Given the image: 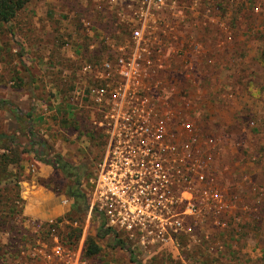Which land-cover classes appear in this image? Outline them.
I'll return each instance as SVG.
<instances>
[{
    "label": "built area",
    "instance_id": "1",
    "mask_svg": "<svg viewBox=\"0 0 264 264\" xmlns=\"http://www.w3.org/2000/svg\"><path fill=\"white\" fill-rule=\"evenodd\" d=\"M229 1L105 0L112 29L80 18L88 43L79 49L94 55L66 69V105L102 136L101 158L83 187L84 225L33 219L16 199L12 211H0V264H105L84 254L87 237H95L87 232L94 214L98 229L137 259L157 250L195 264L192 251L204 262L223 250L241 207L213 177L223 143L201 90L211 82L207 69L225 66L227 47L171 37L166 19L177 20L184 5L191 16L201 8L209 21ZM63 204L68 213L72 199ZM7 221L16 228L5 229ZM64 225L79 236L65 237Z\"/></svg>",
    "mask_w": 264,
    "mask_h": 264
},
{
    "label": "rangeland",
    "instance_id": "2",
    "mask_svg": "<svg viewBox=\"0 0 264 264\" xmlns=\"http://www.w3.org/2000/svg\"><path fill=\"white\" fill-rule=\"evenodd\" d=\"M105 3V0H32L7 27L0 25V136H4L0 137V211L16 199L21 200L26 211L31 195L43 198V194H48L54 206L65 209L61 215L50 218L67 217L83 227L85 201L68 195L71 190L83 195V187L93 177L101 158L102 139L69 111L66 69L75 70V63L85 55H94L79 49L88 43L81 40L80 18L91 19L95 28L114 27L116 21L107 18L111 7ZM207 5L205 1L202 3L203 7ZM183 7L177 20L166 19L168 27L174 29L171 37L181 39L191 34L205 39L207 44L226 45L231 51L228 64L207 69L209 73L218 71L217 77L221 78L231 71L235 78L229 82L230 86L240 88L244 73L243 84L253 71L249 65H240L241 62L227 69L229 62L241 60L244 53L264 66V0H230L217 17L212 12L209 21L203 17L201 8L191 16ZM256 42L261 46H256ZM259 77L256 84L264 95V68ZM248 86L244 84L243 88ZM201 91L210 95V102L212 96L220 100V94L229 89L222 83H213L211 78ZM246 110L243 115H230L224 131H219L215 122L216 133L226 143L227 151L221 155V148L215 154L213 177L229 197L236 196L241 209L236 213V227L229 229V237L223 242V250L216 252L218 258L206 257L207 264H264V113L251 114L252 109ZM55 156L68 163L71 176L65 177L60 170L43 162ZM41 166L47 174L37 176ZM66 197L72 199L68 213L63 204ZM7 223L5 229L16 228L10 221ZM98 230L97 221L87 229L97 236L100 248L92 260L94 263L181 264L171 254L157 250L137 259L115 245L112 236ZM61 231L64 235L68 232L66 225ZM198 254L197 250L190 253L194 263L206 264V260L196 259Z\"/></svg>",
    "mask_w": 264,
    "mask_h": 264
},
{
    "label": "crops",
    "instance_id": "3",
    "mask_svg": "<svg viewBox=\"0 0 264 264\" xmlns=\"http://www.w3.org/2000/svg\"><path fill=\"white\" fill-rule=\"evenodd\" d=\"M258 41V40H257ZM257 44V45H256ZM256 46H261L260 42H256ZM258 51V50H257ZM246 52V51H245ZM223 56V60L228 64V61L231 57V51L230 49H226L224 51L220 52ZM240 65H245L244 67H247L248 65L251 67V70L253 71V74L247 79L248 82L244 83L245 85H249L247 88H243V81L246 80V73H244L245 77L240 79L241 87L235 88L230 86V81L235 78V75H230V72H226L223 74V76L220 74V77H217L218 71H210V76L212 78L213 83H222L223 87L225 89H229V92H225L224 95L220 94V100L217 96H212L211 101L206 103V107L208 106V110L210 112V118L213 125L212 133H214L216 136H218L217 128H215V122L216 125L219 127V131H224L227 129V126L229 125V118L230 115L237 113L238 115H243L246 110V108L252 109L250 110L251 114H262L264 113V95L263 91L262 93L259 90L258 84L256 82L259 81L261 77L259 75L262 73V69L264 68L262 63H256L255 59L250 57L249 55H245L243 53V58L239 61L232 60L229 62V66L225 68H230L232 64L234 63H240ZM239 65V66H240ZM233 66V65H232ZM238 66V67H239ZM224 68V69H225ZM239 78V77H238ZM215 80V82H214ZM251 81V82H250ZM247 92L251 93V96L247 95ZM210 98V95H209ZM217 102V103H216ZM216 103V104H215ZM221 149V155L223 152L227 151L225 148V145H222ZM45 171L46 169L41 166L39 168V171L37 173V176H43L46 175V173H43L42 171ZM43 198L38 197L37 195H31L29 197L28 204H26V211H24L25 214H27L29 217L33 219H46L50 217H56L59 214L61 215L63 212H65V209L63 207L54 206V203L52 202V197L48 194H43Z\"/></svg>",
    "mask_w": 264,
    "mask_h": 264
},
{
    "label": "trees",
    "instance_id": "4",
    "mask_svg": "<svg viewBox=\"0 0 264 264\" xmlns=\"http://www.w3.org/2000/svg\"><path fill=\"white\" fill-rule=\"evenodd\" d=\"M31 2L32 0H0V25L7 27L11 23V21L17 17L19 12L22 11ZM7 29L11 30L10 28H7ZM97 136L101 137L102 139V136L100 134H98ZM0 137H4V136L1 135ZM43 162L51 166L54 169L60 170L64 174L65 177H69L72 174L70 173L71 169L68 163H66L59 156H55L52 159H46ZM68 196L75 197L76 199H84L83 195L78 194V192L75 193L72 190L69 192ZM12 204L13 203H11L10 205L6 207L4 206L2 209L12 211L13 210ZM93 218H94L93 221H97V219H99L97 214H94ZM67 230H68L67 233L69 237L77 238L79 236L78 234L80 233V229H71V227L70 228L68 227ZM98 231L101 234L107 233L106 231H102L101 229H99ZM65 237H66V234H65ZM96 237H92V236L87 237V240L85 242V249H84V254L86 258H94L98 255L100 251V248L95 240ZM112 241L114 242L115 245H118L121 248L125 249L124 244L116 240L115 237L112 238Z\"/></svg>",
    "mask_w": 264,
    "mask_h": 264
}]
</instances>
